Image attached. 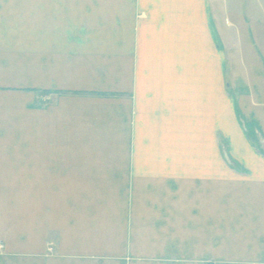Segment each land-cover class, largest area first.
Listing matches in <instances>:
<instances>
[{
    "label": "crops",
    "instance_id": "0c3cea01",
    "mask_svg": "<svg viewBox=\"0 0 264 264\" xmlns=\"http://www.w3.org/2000/svg\"><path fill=\"white\" fill-rule=\"evenodd\" d=\"M219 11L264 44V0H0V264H264V245L214 249L239 199L264 219V168L249 192L182 163L184 140L214 146Z\"/></svg>",
    "mask_w": 264,
    "mask_h": 264
},
{
    "label": "rangeland",
    "instance_id": "374dc122",
    "mask_svg": "<svg viewBox=\"0 0 264 264\" xmlns=\"http://www.w3.org/2000/svg\"><path fill=\"white\" fill-rule=\"evenodd\" d=\"M216 13L222 17V20L218 17L216 22L220 26H214L216 68L214 146L212 148V145H208L211 142L199 139L191 140L192 147H190L185 145L187 142L184 140L182 163L228 166L231 170L230 181H248L251 186H247V190L256 192L259 191L257 187L260 184L252 178L255 177L257 167L264 168V105L256 102L252 90L254 85L261 82V71L253 73V77L250 76L248 70L252 71L254 64L246 59V51L249 53L256 50L264 53V44L248 42L247 36L253 34L254 28L238 27L233 23L230 25L229 16L224 17L222 11ZM137 18H139L138 14ZM134 29L137 37L138 28L135 26ZM256 30L259 28L257 27ZM237 36L241 37L237 39ZM247 97H250L249 103L246 101ZM221 118H230L229 123L224 124ZM19 119H22L24 123L22 131H30V118ZM2 120H6L7 131L14 128L15 118H2ZM231 191L239 190L236 185H231ZM238 202L245 206L240 207L237 215H232L229 228L224 227L223 222L216 223L215 250H223L224 246L229 249L252 250L264 245V219L262 221L250 219L249 214L253 211V206L250 205L249 195L239 199ZM22 208V214L28 216L25 214L30 213V205L23 204ZM262 209L264 210V206ZM224 231H226L227 241L222 240L221 234ZM48 245L47 253L49 254L53 251L54 243L51 242ZM48 256L40 254L29 259L17 258L15 261L34 259L33 262L36 264H47L52 260L51 255ZM212 262L220 264L216 260ZM54 264L62 263L55 260Z\"/></svg>",
    "mask_w": 264,
    "mask_h": 264
}]
</instances>
